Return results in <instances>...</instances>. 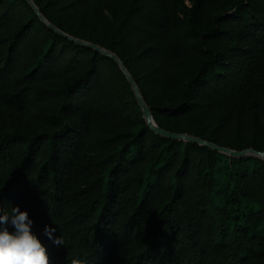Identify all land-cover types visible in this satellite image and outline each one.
<instances>
[{"label": "trees", "instance_id": "1", "mask_svg": "<svg viewBox=\"0 0 264 264\" xmlns=\"http://www.w3.org/2000/svg\"><path fill=\"white\" fill-rule=\"evenodd\" d=\"M32 1L162 130L264 152V0ZM0 264H264V161L157 135L117 62L0 0Z\"/></svg>", "mask_w": 264, "mask_h": 264}, {"label": "water", "instance_id": "2", "mask_svg": "<svg viewBox=\"0 0 264 264\" xmlns=\"http://www.w3.org/2000/svg\"><path fill=\"white\" fill-rule=\"evenodd\" d=\"M26 1L34 9V11L36 12L37 16L40 18V20L45 25H47L50 29H52L53 31H55L56 33L61 35L62 37L70 39L72 42H75V43H77V44H79L81 46H84V47L91 48V49L103 54L104 56H106L108 58H111L112 60H114L115 62H117L119 64L122 72L124 73V75L126 76L128 82L130 83V85L134 89L138 104L141 107L144 119H145L148 127L153 132H155L157 135H160L162 137H165V138H168V139H172V140L185 141V142H190V143H193V144H198L200 146L209 148V149L214 150L216 152L225 154V155H227V156H229L231 158H234V159H244V158H248V157H255V158H260L261 160L264 161V152H258V151L252 150V149L244 150L242 152H236V151H232L230 149L217 146V145H215L213 143H209L207 141H204V140H201V139H198V138H194V137L187 136V135L171 133V132H168V131H165V130H162L161 128H159L157 126L156 122L154 121L153 116H152V112L149 109V107L147 106V104H146V102H145V100H144V98H143V96H142L137 84L135 83L133 77L131 76V74L129 73V71L127 70V68L123 64V62L115 54H112V53H110V52H108V51H106V50H104V49H102V48H100V47H98L96 45L89 44V43H86V42H83V41H79L77 39H74V38L64 34L63 32L58 30L55 26H53L51 23H49L43 17V15L41 14L39 8L33 3L32 0H26Z\"/></svg>", "mask_w": 264, "mask_h": 264}]
</instances>
